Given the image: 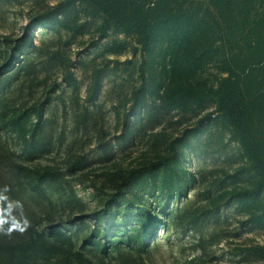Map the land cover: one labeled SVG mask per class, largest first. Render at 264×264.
Segmentation results:
<instances>
[{
  "label": "rangeland",
  "instance_id": "374dc122",
  "mask_svg": "<svg viewBox=\"0 0 264 264\" xmlns=\"http://www.w3.org/2000/svg\"><path fill=\"white\" fill-rule=\"evenodd\" d=\"M169 48L161 26L145 47L80 0H0V264H264L258 175L214 100L163 102ZM218 66L196 81L217 88ZM164 157L174 158L152 177L107 185ZM19 165L55 179L36 193ZM165 175L178 180L173 198ZM144 209L161 223L130 245Z\"/></svg>",
  "mask_w": 264,
  "mask_h": 264
},
{
  "label": "trees",
  "instance_id": "16d2710c",
  "mask_svg": "<svg viewBox=\"0 0 264 264\" xmlns=\"http://www.w3.org/2000/svg\"><path fill=\"white\" fill-rule=\"evenodd\" d=\"M80 1L104 16L108 24L123 33L135 34L145 47L150 46L159 26L167 32L173 54L169 63L164 59L157 84L158 90L164 91L163 102L171 108L185 109L191 103L214 100L218 113L228 121L258 175L251 192L264 198V0ZM200 1H204L203 4ZM215 62H219L218 68L223 74L217 88L196 81L207 66ZM6 124L19 134L27 135L22 121L10 119ZM173 158L164 157L130 171L110 173L107 185L121 192L152 177ZM18 168L30 174L27 185L36 193L43 191L41 183L55 179L49 169L31 170L20 165ZM177 182L173 183L167 175L163 177L162 190H168L170 198L176 193ZM134 216L135 227L141 233L133 235L126 231L130 245L144 243L161 223L158 214L146 209ZM29 234L27 242L34 241L38 235L33 228H29ZM2 242L0 250L7 247ZM87 243L107 250L106 244L97 243L93 238ZM23 244L14 245L13 252Z\"/></svg>",
  "mask_w": 264,
  "mask_h": 264
}]
</instances>
